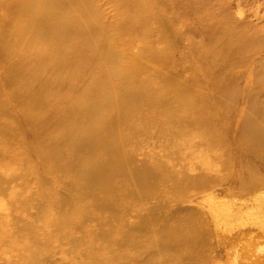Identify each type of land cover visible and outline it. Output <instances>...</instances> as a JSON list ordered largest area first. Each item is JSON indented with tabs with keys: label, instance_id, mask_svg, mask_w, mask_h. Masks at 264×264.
<instances>
[{
	"label": "rangeland",
	"instance_id": "rangeland-1",
	"mask_svg": "<svg viewBox=\"0 0 264 264\" xmlns=\"http://www.w3.org/2000/svg\"><path fill=\"white\" fill-rule=\"evenodd\" d=\"M18 1L0 0V16H4L2 21L9 23L8 30L15 28L11 19L16 16L15 7ZM65 1L74 23L70 37L74 44L84 47V50L71 56L70 49H67V56L59 66L57 63L61 61L60 57L45 60L38 54L37 46H26L27 41L16 49L15 38L9 34L8 44L14 54L7 56L0 50V78L3 73H10L11 77L14 73H25V76V69L30 64L38 68L40 73H62L65 85L70 86H65L68 89L66 92L56 87L57 83L48 89L46 97L51 110L54 111L56 107L55 98L57 101L63 95V99L71 101V104H81L83 107L91 108L94 112L93 125L97 124L95 120L97 115L109 114V107L100 102L103 100V95L112 94L122 86V80L117 79L120 77H131L130 86H136L142 94L141 100L145 105L143 115L128 118L127 124L135 129H138L144 117L164 119L176 112L177 118L186 121L195 117L193 113H201L200 110L205 109L210 119L203 122L206 126H203V131L197 133L184 131L189 135L184 138L185 145L196 144L192 159L198 161L200 167L196 169L192 166L190 169L192 173L188 171L187 177L193 182L199 181V185L188 187L183 180L182 191L172 194L169 192L168 184L161 183L158 188L165 193V203L161 202L158 205L156 199L140 200L134 207L133 200H128L126 215L116 224H132L139 215L146 221V225L139 231L148 233L149 229H159L164 224H169L170 222L165 219L169 213L174 217H187L194 224L199 223L202 226L198 237V257L195 264H264V152L235 155L229 152L232 146L230 143L224 145L213 135L218 129L226 133L228 130L226 124L232 121L235 127L238 126L239 119H243L242 125L250 119L264 134V0H86V4L76 0ZM48 2V6L42 12H47L52 19H55L56 12H59V0H48ZM2 3L6 5L5 9ZM5 10L6 14H4ZM91 18L103 34L101 39L98 38L97 30L94 29L97 32L95 39L91 30H85L88 19ZM20 21L28 22L29 15L21 17ZM32 33L31 31L27 40L31 39ZM241 36H243L242 40ZM244 45L247 50L243 49ZM145 46L150 47L153 52L151 54L145 52ZM217 49H224L228 54H221L224 52L219 53ZM200 55H204L203 58L207 57L208 71L212 69L211 65L219 66L216 71L223 70V74L216 77L217 84L214 87H211L212 79L203 75L208 71H205L204 67L201 69ZM113 58L116 59L115 62H112ZM101 73L107 75L101 77ZM237 73H240V76ZM112 74H116L117 78H112ZM227 75L239 90V95L231 101L222 93V98L225 99V102L223 100L222 102L230 109L229 116L224 118L220 113L221 105H217L220 98L216 93L225 89L223 83ZM46 77L41 76L35 80L33 84L35 92L44 89ZM163 77L168 78L167 85L161 80ZM94 78L96 80L91 85L90 80ZM0 82L4 85L1 79ZM168 82L172 84L168 85ZM101 84L107 89L99 88ZM173 84L178 86L179 90L186 89L187 100L195 106L196 112L194 110L188 115L185 109L178 107L177 99L168 91L172 89ZM2 88H0V101L6 103L2 112L6 120L11 114L18 112L9 102L11 96H19L21 101L28 102V98L32 95L27 89H21L17 85L9 87V90ZM93 88L98 90V96L94 97L93 102L89 100L78 102V99L88 95ZM195 97L199 99L202 97L203 103L202 101L194 103ZM164 99L166 102L163 105L157 103ZM202 104H206L205 108H202ZM9 120L15 126L18 125V119L14 116ZM50 120L51 124L43 131V135L47 138L56 136V131L52 128L55 117L52 116ZM82 126L79 125V128ZM167 128L165 126V129ZM118 130L124 134V137L132 136V133L123 127H119ZM154 130L155 132L151 131L145 137V142L142 144L146 145V151L156 150L155 145L149 140L154 139L153 135H160L164 131L161 126ZM167 138L173 137L167 136ZM229 140L233 139L229 137ZM11 141L15 142L14 139ZM29 149L35 152L33 145ZM246 149L249 150V147ZM0 157L4 159V162H0V177L4 179L19 168L18 159L21 156L1 147ZM212 159L216 160L212 161ZM230 160H233L231 165L228 164ZM48 163L50 164L49 158L42 159V166L45 167L41 173L47 182L43 192L51 194L57 189L55 180L59 173L57 176L50 173ZM5 166H8L7 170H4ZM239 174L243 177L238 176ZM231 176L245 179L246 183L235 186L229 181ZM26 183L24 190L19 186L18 180H12L6 185L5 201L0 200V241L3 239V233L11 230L7 224L12 213L9 209L3 208L5 203L20 208L28 204L25 211H21L20 208L14 209L13 215L19 222L35 219L34 209L41 213L46 210V203L42 204L36 195L29 203L24 200L27 195L35 191L34 180H31L30 176L27 177ZM260 183L262 184L258 187ZM13 193L18 200L14 198ZM53 195L62 200L66 193L56 190ZM94 196L97 202L92 210L100 213L104 210L100 199L101 193L96 191ZM52 218L53 216L43 218L45 221L41 224L44 234L53 223L49 221ZM93 223L91 222V225ZM74 236L76 238L83 236V239H87L81 231H75ZM124 236L125 234L111 233L106 239H121L118 245L122 246ZM75 237L69 234L61 241L53 238L52 243L46 246V254L43 255L50 256L41 264H90L87 241L75 240ZM35 238L42 244L46 236L36 232ZM5 254V251L0 250L2 263L10 261V257ZM15 261L16 259L13 260ZM142 261L143 259L140 258L139 264ZM158 264L185 263L162 257Z\"/></svg>",
	"mask_w": 264,
	"mask_h": 264
},
{
	"label": "bare ground",
	"instance_id": "bare-ground-1",
	"mask_svg": "<svg viewBox=\"0 0 264 264\" xmlns=\"http://www.w3.org/2000/svg\"><path fill=\"white\" fill-rule=\"evenodd\" d=\"M76 1L87 3L86 0ZM48 4V0H19L15 7L16 16L11 19V22L15 24L13 30H8L9 23L2 21L4 16H0V50L7 56L14 54L8 44L9 34L15 38L14 47L16 49H19L27 41L26 46H37L38 54L45 60L60 57L61 61L57 63L59 66L67 56V49H70L71 56L84 50V47L74 44L70 37L74 23L70 18L66 1L59 0V12H56L55 19H52L47 12H42ZM2 7L5 9L6 5L2 3ZM4 14H6V10ZM27 14L29 21L22 23L20 18ZM94 29L98 31V38L101 39L103 34L98 30L94 19H88V26H85V30H91L95 39L97 32ZM14 31L16 33H13ZM31 31L33 32L32 37L27 40ZM241 37L242 40L243 36ZM243 49L247 50L246 45L243 46ZM217 50L219 53L224 52L221 54H228L224 49ZM144 51L149 54L153 52L147 46L144 47ZM216 53L215 51L214 54ZM203 56L200 55L199 62H202L201 69L202 67L206 69L207 57L203 58ZM115 61L116 59L113 58L112 62ZM211 66L212 69L210 71L206 69L205 71L208 73H203V75L212 79L211 87H214L217 84L216 77L223 74V70L220 69L221 72H219L216 71L219 68L218 65ZM114 67L116 66L114 65ZM25 70V76V73H14L12 77L10 73H3L0 78L4 83L2 85L0 82V88L9 90V87L17 85L21 89H27L32 95L28 98V102L21 101L19 96H11L9 102L17 108L18 112H12L13 114L6 120L2 115L6 103L0 101V148L5 147L21 156L18 159L19 168L4 179L0 177V200L5 199L7 184L12 180H18L19 186L24 190V187L27 186L26 179L30 176L31 180H34L35 191L27 195L24 200L29 203L31 198L36 195L42 204L46 203V210L41 213L34 209L33 217L35 219L19 222L16 221L17 218L13 215V211L20 206L12 207L8 203L3 205L4 209H9L12 213L7 224L11 230L3 233L0 250L6 252L10 261L0 262V264H14L15 262L17 264H41L45 258L50 256L44 257L43 255L46 254V246L52 243L53 238L61 241L69 234L75 237V231H81L87 237V239H83V236H79L80 238L75 237L74 239L87 241L90 264H139L140 258L143 259L140 264L148 262L158 264L162 257L185 264H195L198 257V237L202 230L201 224H194L187 217H174L169 213L165 216V219L170 222L169 224H164L159 229H149L148 233H144L139 231L146 225L142 216L137 215V220L129 225L116 224V222L125 217L126 208L129 207L128 200H133L134 207L139 204L140 200L156 199L158 205L161 202L165 203V193L158 188L161 183L168 184L169 192L172 194L182 191L184 181L188 187L199 185V181L193 182L190 177H187L188 171L192 173L190 171L192 166L196 169L200 167L199 162L192 159L196 144L185 145L184 138L189 135L184 131L194 133L203 131V122L210 119L207 117L205 109L200 110L201 113H193L192 111L196 108L188 102L186 89L179 90V87L173 84L172 89L168 91L177 99L178 107L185 109V113L188 115L193 113L195 117L185 121L177 118L176 112L164 119H145L144 117V120L140 121L138 129H135L127 123L128 118L143 115L145 105L141 100L142 94L136 86H130L131 77L117 78L116 74H112V78L121 79L123 84L112 94L103 95V100L100 103L109 107L110 111L108 115H97L95 117L97 124L93 125V110L83 107L81 104H71V101L63 99V95L57 101L55 98L54 105L56 107L54 111L51 110V105L48 104L46 97L48 89L57 83L56 87L66 92L68 89L65 86H70L65 85L62 73H40V70L32 67L31 64ZM32 71L34 73H30ZM105 75L107 74L101 73L100 76L105 77ZM237 75L240 76V73ZM41 76H47L44 89L35 92L33 84ZM229 77L227 75L224 80L225 89L216 93L220 98L217 105H221L220 113L224 115V118L229 116L230 109L223 104L225 99L222 98V93L231 101H234L236 95H239V90L235 87L234 82L229 80ZM94 80L96 79L90 80L91 85ZM161 80L167 85V77H163ZM171 84L168 82V85ZM99 88L107 89L102 84ZM95 96H98V90L93 88L88 95L78 99V102L87 100L93 102ZM201 99L202 97L200 99L195 97L193 102L201 103ZM165 102L166 99L161 102L157 101L161 105ZM205 105L202 104V108H205ZM11 116L18 119L17 126L9 120ZM52 116L55 117L52 128L56 131V136L47 138L43 135V131L51 124ZM242 120L239 119V124L236 127L233 121L227 123L226 133L221 129L216 130L213 134L214 138H218L224 145L230 143L232 146L229 152L235 155H243L248 152L262 154L264 152L263 131L256 127L250 119L243 125ZM79 125H83L82 128H79ZM160 126L164 131L160 135H153L154 139L149 140L153 143L152 145H155L156 150L146 151V145H142L145 142V137L151 131L155 132L154 128H160ZM165 126L168 128L165 129ZM119 127L130 131L132 136L124 137V134L118 130ZM167 136L173 138L168 139ZM229 137L233 140H229ZM11 139H14L15 142H12ZM31 145L34 146L35 152L30 151ZM247 147L249 150L246 149ZM43 158L50 159V164L48 163L50 173L54 176L59 173L55 180V186H57L56 190L66 193L62 200L53 195L56 190L51 194L43 192V189L47 187L46 179L41 173L45 167L42 166ZM214 160L216 159H212V161ZM0 162H4L1 157ZM232 162L233 160H230L228 164L231 165ZM60 166L61 169H59ZM7 168L8 166H5L4 170ZM238 176L243 177L242 174ZM232 177L229 181L233 182L235 186L246 183L245 179ZM96 191L101 193L100 199L104 205V210L100 213H95L92 210L96 207L97 198L94 196ZM13 196L17 199L15 194ZM22 206L24 207L20 208L21 211L28 208V204ZM46 216H53L52 219H49L53 223L49 225L46 229L47 233L44 234L41 222L44 223L43 218ZM91 222L94 223L91 225ZM11 232L14 234H9ZM36 232L46 236L45 242L41 244L36 240ZM111 233L125 234L122 239L124 244L118 245L121 239H106ZM14 259H16L15 262H13Z\"/></svg>",
	"mask_w": 264,
	"mask_h": 264
}]
</instances>
